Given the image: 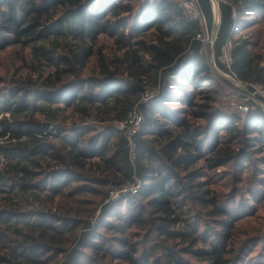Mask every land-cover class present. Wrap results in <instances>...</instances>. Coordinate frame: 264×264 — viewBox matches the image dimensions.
Wrapping results in <instances>:
<instances>
[{
    "label": "trees",
    "instance_id": "1",
    "mask_svg": "<svg viewBox=\"0 0 264 264\" xmlns=\"http://www.w3.org/2000/svg\"><path fill=\"white\" fill-rule=\"evenodd\" d=\"M133 1L0 0V264H264V112L219 106L197 37L264 83V0Z\"/></svg>",
    "mask_w": 264,
    "mask_h": 264
},
{
    "label": "built area",
    "instance_id": "2",
    "mask_svg": "<svg viewBox=\"0 0 264 264\" xmlns=\"http://www.w3.org/2000/svg\"><path fill=\"white\" fill-rule=\"evenodd\" d=\"M179 7L183 14L191 19H198L205 28L204 18L198 7L197 0H166ZM212 4L215 22H217L216 8L218 0H210ZM216 30L209 35L205 30L201 37L203 44L209 42L210 50L213 47ZM232 42L227 40L220 52L215 58L211 53L212 69L218 78V81L226 88V92L220 97V106L229 114L242 116L245 113L251 112L255 107H259L264 112V83L249 82L241 80L238 75L232 70L231 57ZM157 94V88L146 85L144 92L141 94V101H149ZM142 117L136 111L130 112L128 119L122 122H112L118 129L127 128L128 136L140 129ZM100 125L102 123H99ZM131 146L132 141L130 140ZM130 157L134 158V153L130 152ZM140 181L133 177L131 181L125 182L120 186L113 187L109 190L106 202H112L120 198L127 197L130 194H136L140 189Z\"/></svg>",
    "mask_w": 264,
    "mask_h": 264
},
{
    "label": "rangeland",
    "instance_id": "3",
    "mask_svg": "<svg viewBox=\"0 0 264 264\" xmlns=\"http://www.w3.org/2000/svg\"><path fill=\"white\" fill-rule=\"evenodd\" d=\"M263 40H264V38H263ZM107 41H108V44L111 43L110 42L111 40H107ZM204 46H205V49H206V52H207V63H208V66H209L214 78L218 81V78L216 77V75H215V73H214V71L212 69V65H211V51L209 52V50H210L209 42L207 43V45L204 44ZM262 46L264 47V42L263 41H262ZM3 54H4V52H3ZM219 106H220V102H219ZM84 125H92V126L98 127L100 124H98L96 122H92V121H89V122L87 121V122L84 123ZM130 195H134V194L132 193ZM120 199H118V200H120ZM115 201H117V200H114L112 202H115Z\"/></svg>",
    "mask_w": 264,
    "mask_h": 264
},
{
    "label": "crops",
    "instance_id": "4",
    "mask_svg": "<svg viewBox=\"0 0 264 264\" xmlns=\"http://www.w3.org/2000/svg\"><path fill=\"white\" fill-rule=\"evenodd\" d=\"M141 1L142 0H140V2H138V0H134L132 2L133 3V10H132V13H131L132 15H135L138 12ZM136 40H138V38Z\"/></svg>",
    "mask_w": 264,
    "mask_h": 264
},
{
    "label": "water",
    "instance_id": "5",
    "mask_svg": "<svg viewBox=\"0 0 264 264\" xmlns=\"http://www.w3.org/2000/svg\"><path fill=\"white\" fill-rule=\"evenodd\" d=\"M216 30V28L214 29V31Z\"/></svg>",
    "mask_w": 264,
    "mask_h": 264
}]
</instances>
